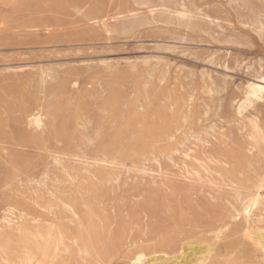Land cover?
<instances>
[{
	"label": "rangeland",
	"instance_id": "obj_1",
	"mask_svg": "<svg viewBox=\"0 0 264 264\" xmlns=\"http://www.w3.org/2000/svg\"><path fill=\"white\" fill-rule=\"evenodd\" d=\"M261 78L264 0H0V264H264Z\"/></svg>",
	"mask_w": 264,
	"mask_h": 264
},
{
	"label": "bare ground",
	"instance_id": "obj_2",
	"mask_svg": "<svg viewBox=\"0 0 264 264\" xmlns=\"http://www.w3.org/2000/svg\"><path fill=\"white\" fill-rule=\"evenodd\" d=\"M46 76V75H45ZM264 82V78H261V83ZM263 90H264V87L261 86V84H249L248 87H247V91H246V96L249 100H252V99H259L261 98V95L263 93ZM249 105V104H248ZM239 200V199H238ZM254 200V199H253ZM252 200V201H253ZM251 202V201H249ZM248 202V203H249ZM243 203V202H242ZM255 204V203H253ZM246 214V213H245ZM218 232V231H217ZM216 234V233H215ZM211 250L209 249V247H205L203 249L200 250V255L202 256V258L208 256L210 254ZM143 259V255H137L134 259H133V263L136 264V263H140ZM84 262V261H83ZM36 264V263H35Z\"/></svg>",
	"mask_w": 264,
	"mask_h": 264
}]
</instances>
